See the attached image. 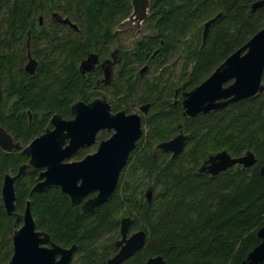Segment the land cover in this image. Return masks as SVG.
I'll return each instance as SVG.
<instances>
[{"label":"flooded vegetation","instance_id":"obj_1","mask_svg":"<svg viewBox=\"0 0 264 264\" xmlns=\"http://www.w3.org/2000/svg\"><path fill=\"white\" fill-rule=\"evenodd\" d=\"M49 1L45 5L32 6L28 22L23 21L17 29L9 27V8L4 7L0 12V130L11 138V142L6 144L5 136L1 135L0 207L13 220L10 236L12 253L13 233L24 226L27 210L34 225L33 233L39 234L38 239L47 237L49 240L39 245L45 249H51L53 244L61 249L76 246L65 247L53 240V232L58 227L55 225L54 212L48 209L49 204H55L57 210L59 204L65 208L71 204L83 214L95 212L89 221L96 222V210L100 207L88 213L83 212L82 207L94 199L98 191H92L80 203L72 204L64 190L73 182L77 187L80 186L85 174L69 175L64 172V166L81 163L88 157L101 154L103 142L116 134L113 125L109 128L101 126V114L107 107L111 116L124 112L125 116L139 118L141 133L129 157H172L171 152L159 149V145L179 135L186 137L182 126L186 119L213 115L230 104L257 99L264 91L263 66L260 82L263 90L260 93L206 114L189 117L185 115L182 105L186 94L203 84L230 55L201 80L196 77L193 67L183 69L181 65L177 70V60L171 61L177 55V50L163 51L166 42L162 35L164 31L156 23L158 11L153 10L179 11L180 0H175L174 6L170 4L172 0H159L158 5H154V0H147L145 11L140 7L135 11L133 0H121L119 5H116L117 0L96 5L80 4L79 0ZM209 2L212 6L213 1ZM15 8L17 11L28 10V7L12 6V9ZM219 14L222 16V13ZM21 17L26 18L27 13L21 14ZM202 17H190L186 22L189 29H194ZM206 22H202L203 28ZM189 36L190 32L183 39L180 34L174 38L169 35L167 40H174L175 43L182 40L189 44ZM201 42L203 46L202 35ZM245 54L243 52L240 56ZM89 57L92 68L88 70L82 64ZM20 60L24 61L23 65ZM30 60L36 63L32 74L26 70ZM233 83L234 79L227 81L222 84V88L226 89ZM229 99H219L214 103H224ZM77 104L81 106L78 141L77 148L71 151L68 123L75 120L72 109ZM164 116H169L168 127L164 126L167 121ZM41 138V141L45 139L49 148L46 144L38 151L32 144ZM222 151L202 160L197 172L210 156ZM107 154L114 155L116 151L110 149ZM124 169L120 177L125 173ZM7 177L17 178L11 184ZM6 184H11L14 191V211L11 214L5 210ZM147 187L152 191L151 186ZM146 193L144 199L147 202ZM130 231L128 236L132 235ZM117 241L110 250L111 254L99 264L117 254ZM101 242L99 238V247ZM77 252L76 246L69 264H80L81 256ZM59 260L60 255H57L55 261Z\"/></svg>","mask_w":264,"mask_h":264},{"label":"trees","instance_id":"obj_2","mask_svg":"<svg viewBox=\"0 0 264 264\" xmlns=\"http://www.w3.org/2000/svg\"><path fill=\"white\" fill-rule=\"evenodd\" d=\"M209 1L180 0L179 11L153 10L158 11L156 23L164 31L163 51L178 52L183 47V69L193 67L200 80L264 28V7L254 14L248 12L250 4L258 0H212V6ZM99 3L110 4L111 0ZM45 4L47 0H0V12L8 7L9 27L17 29L28 22L32 6ZM170 4L174 6L175 0ZM12 6L28 10L17 11ZM212 8L222 16L212 25L203 46L200 37L195 46L167 40L177 34L183 39L190 31L189 18L204 16ZM23 13L26 18L21 17ZM182 126L191 136L188 144L192 142L193 149L166 160L163 156H130L112 199L96 210V222L89 221L95 212L83 214L71 204L68 208L59 204L57 210L55 204H49L58 227L53 240L65 247L76 245L80 264H99L111 254L120 219L129 216L134 221L132 228L144 231L147 237L143 249L123 264H145L151 256H161L165 264L243 262L260 243L257 231L264 226V178L259 174L264 162V91L257 99L230 104L213 115L186 119ZM222 150L234 158L253 152L259 163L250 169L234 166L215 177L197 172L201 159ZM147 186L153 191L150 204L140 197ZM12 221L0 207V264H7L12 253ZM106 236H112L111 240L99 247L98 239Z\"/></svg>","mask_w":264,"mask_h":264},{"label":"water","instance_id":"obj_3","mask_svg":"<svg viewBox=\"0 0 264 264\" xmlns=\"http://www.w3.org/2000/svg\"><path fill=\"white\" fill-rule=\"evenodd\" d=\"M133 4L135 11L138 7L145 11L147 0H133ZM263 7L264 0L254 2L251 5L249 13L254 14ZM220 17L221 15L219 14L204 24L202 34L203 44L207 39L211 25ZM243 52H246V54L241 57L240 55ZM90 63L91 66L89 68L88 65ZM35 66L36 63L30 60L26 66V70L32 74ZM263 66L264 28L259 30L246 44L231 54L203 84L186 94V99L182 104L185 115L195 117L200 113L206 114L211 110L260 93L263 90V87L260 85ZM82 67L88 70L92 68L90 57L82 64ZM233 79L234 83L232 85L226 89L222 88L223 83ZM229 97L230 99L224 103H214L216 100ZM80 110L81 106L79 104L73 107L72 113L75 114V120L68 123V126H70L69 137L71 138L69 148L71 151L77 148ZM89 110L91 112L92 109L89 107ZM100 122L102 128H109L113 125L116 129V134L107 142H103L101 154L88 157L81 163L64 166V172L69 175L79 173L83 176L85 174L80 186L77 187L73 182L64 190L70 197L72 204H78L88 193L98 191V195L94 199L87 201L83 205L82 210L85 213L92 212L95 208L101 207L112 199L117 189L120 174L126 167L130 152L133 150L134 144L141 133L138 117L125 116L124 112L111 116L108 113V107L102 112ZM1 135L5 136L6 144L11 142V138L4 131L0 130V146L3 147ZM50 136L49 140L52 142V137ZM41 140L42 138L32 144L34 149L38 148V151H40L46 144L49 148V144L46 143L45 139ZM185 143L186 137L179 135L173 140L161 143L159 149L171 152V158L174 159L182 153ZM110 149L116 151V154H107V150ZM256 163L257 160L252 152H246L243 156L234 158L226 151H222L210 156L198 172L215 177L234 166L250 169ZM21 173L22 171L19 175ZM259 174L264 178V164L261 166ZM17 177L7 178L12 184ZM11 184L4 186V201L7 214H11L14 211V191ZM151 198L152 191L148 190L146 193L148 203L151 202ZM26 217L24 226L13 233V253L7 264H69L76 251V246H72L69 249H61L59 246L53 244L51 249L40 248V244L48 243L49 240L47 237L38 239L39 234L33 233L34 225L28 210L26 211ZM132 224L133 221L129 218L121 221L119 230L120 239L115 243L118 252L115 256L101 264H121L143 249L146 233L138 231L128 236ZM257 237L260 239V243L248 253L246 259L240 264H264V226L257 231ZM57 255H60V260L56 262L55 258ZM146 264H165V261L161 256H156L149 258Z\"/></svg>","mask_w":264,"mask_h":264},{"label":"rangeland","instance_id":"obj_4","mask_svg":"<svg viewBox=\"0 0 264 264\" xmlns=\"http://www.w3.org/2000/svg\"><path fill=\"white\" fill-rule=\"evenodd\" d=\"M259 1V0H258ZM255 2H257V1H255ZM254 3V2H253ZM253 3H251L250 4V6H249V11L248 12H250V9H251V5L253 4ZM96 4H100L99 3V0H95V1H93V3H92V5H96ZM214 8H212L206 15H204L202 18H201V21L197 24V26L194 28V29H192V30H190L189 32H190V38H189V42H191V43H189L190 45H193V46H195V45H197V43H199V42H197L198 41V37H200V39H201V35H202V30H203V23L202 22H206L209 18H211V17H214L215 15H217V14H214ZM256 13V12H255ZM250 14V13H249ZM119 18H121V17H119ZM118 18V19H119ZM221 27H225V25H222ZM212 28V27H211ZM211 28H210V30H211ZM250 40V39H249ZM248 40V41H249ZM247 41V42H248ZM197 42V43H196ZM246 42V43H247ZM245 43V44H246ZM182 50H184L183 49V47H180V49L178 50V52H177V55H175L173 58H172V63L174 62V61H176L177 60V66H176V68H177V70L178 69H180L181 68V65H182V58H183V56H184V52L182 51ZM185 51V50H184ZM222 62V61H221ZM168 63H170V62H168ZM216 68V67H215ZM214 68V69H215ZM213 69V70H214ZM155 72H153V74H154ZM209 74V73H208ZM123 90H124V88H122ZM135 101V100H134ZM169 117V116H168ZM165 120H167V118H165ZM170 119H168L167 121H165V123H164V126L165 127H168V126H170V121H169ZM182 124V123H181ZM185 132V135L187 134V140H186V144H185V148H184V150L182 151V153H184V152H187L188 150H190V149H193V144H192V142L190 143V144H188V141L189 140H191V136L189 135V133H188V131H187V129L184 131ZM201 132H203V130H201ZM223 151H225V150H223ZM250 152V151H249ZM181 153V154H182ZM209 153V152H208ZM253 153V152H252ZM180 154V155H181ZM210 154H212V153H209L207 156H209ZM214 154V153H213ZM179 155V156H180ZM230 155V154H229ZM244 155V154H243ZM242 155V156H243ZM253 155L255 156V158H256V160H257V162L259 163V159H258V157L253 153ZM207 156L204 158V159H206L207 158ZM231 156V155H230ZM232 157V156H231ZM241 157V156H240ZM163 158L166 160V159H170L171 157L170 156H163ZM204 159H201L200 160V164H201V162H202V160H204ZM258 163H256L254 166H256ZM128 164V163H127ZM127 166V165H126ZM253 166V167H254ZM241 167V166H240ZM253 167H251V168H253ZM242 168V167H241ZM260 170V169H259ZM146 190H148V187H146V188H144L143 190L141 189V193H140V195H141V197H142V200H144L145 201V199H144V196H145V194L144 193H146ZM140 198V197H139ZM152 201V200H151ZM151 203V202H150ZM126 218H129V219H131L132 221H133V219L131 218V217H129V216H123L121 219H120V223H119V227H118V232H119V230H120V225H121V221L123 220V219H126ZM134 222V221H133ZM133 227V224L131 225V227H130V229L129 230H131L130 231V234L132 233H135V232H138V231H142V230H140V229H134V228H132ZM144 232V231H143ZM108 237V236H107ZM107 237H104L103 239H102V243L103 244H107L110 240H111V237L110 238H107ZM114 237V236H113ZM146 237H147V235H146ZM115 238V240L114 241H116L117 239L119 240L120 239V234H119V236L117 237V236H115L114 237ZM106 240V241H105ZM146 242V241H145ZM152 258H153V256H151ZM156 257V256H155Z\"/></svg>","mask_w":264,"mask_h":264}]
</instances>
